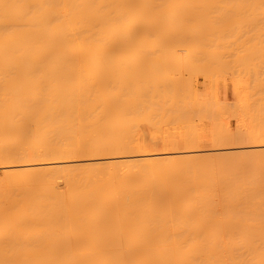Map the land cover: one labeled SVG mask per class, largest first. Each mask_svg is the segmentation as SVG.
<instances>
[{"label":"bare ground","instance_id":"6f19581e","mask_svg":"<svg viewBox=\"0 0 264 264\" xmlns=\"http://www.w3.org/2000/svg\"><path fill=\"white\" fill-rule=\"evenodd\" d=\"M251 7L0 0V264H264V110L211 148L161 131L209 111L197 70L247 64L264 26L219 20Z\"/></svg>","mask_w":264,"mask_h":264},{"label":"rangeland","instance_id":"374dc122","mask_svg":"<svg viewBox=\"0 0 264 264\" xmlns=\"http://www.w3.org/2000/svg\"><path fill=\"white\" fill-rule=\"evenodd\" d=\"M254 9L255 8L252 7L242 8V10L244 11L242 15L228 14L223 17V20L225 21L219 20V22L225 23L228 29H238V28L250 29V28H257L260 26H264V19L260 14L254 13V11L257 10ZM212 10L235 11L237 10V8H213ZM2 16H0V18ZM215 20H218V17L211 16L208 19H206V22L212 23ZM1 26L2 24H0V27ZM241 49L242 52L246 53L243 59V61L247 63L246 65L238 64L237 62H231L230 67L220 71L219 73L208 72L207 74H205L201 70H197L196 73L192 76L193 78H191V81L194 83L200 82L203 79V77H205L204 80L209 82V86L205 90V93L208 95V100H209L208 101V105L210 108L209 111L207 113H203L200 109L194 110L192 117L187 124L166 121L161 128L162 133L166 135L178 134L180 136H184L186 133H189L188 130L194 131L191 133H195L201 136L200 147L211 148L212 145L210 142V138L214 133H216L217 129L219 128L218 125L219 121L222 120L224 128L229 129L230 131L233 132L239 130L241 127L244 126L250 127L253 125L254 122L252 121L250 122V119L256 118L258 111L264 110V104L261 101V90H260V85L263 81L262 77H263V64H264L263 62L264 39L258 38L256 36L250 37L242 42ZM17 66L18 65H16V69L18 68ZM0 72H2V69L0 70ZM12 74L14 75V73ZM1 76L2 75H0V77ZM12 80L14 81L15 79ZM15 81L13 83H15ZM3 85H5V83ZM10 86L14 88L16 84L15 85L12 84L11 81ZM226 87L230 89L229 90L230 92H233L232 90L233 88L244 89L246 91L242 94H237L234 97H231L230 99H225L224 95H225ZM6 89L7 88H5L4 92L6 91ZM1 94L3 93H0V96H2ZM3 96L1 97L2 99L5 98ZM197 100L198 102H196V105L197 107H199L201 105L202 98H198ZM7 102L6 105L9 103ZM3 104H1L0 106H3ZM5 107L6 106H4L3 108ZM0 109H2V107ZM3 110L4 112L6 111V109ZM8 111H6L7 114L9 113ZM0 113H1L0 119H4L2 118V115L4 113L3 114L2 112ZM20 115L21 114H19V116ZM6 116L8 115L5 114L4 117ZM19 116H17L16 118L19 119ZM0 121L1 122L3 121L4 123L5 120H0ZM168 147H172V146H168ZM156 148L158 151L161 150L164 151V149L165 150L167 149V147L165 146H158Z\"/></svg>","mask_w":264,"mask_h":264}]
</instances>
